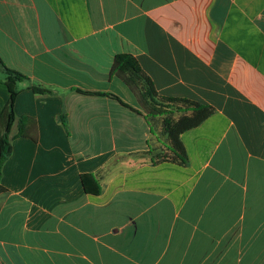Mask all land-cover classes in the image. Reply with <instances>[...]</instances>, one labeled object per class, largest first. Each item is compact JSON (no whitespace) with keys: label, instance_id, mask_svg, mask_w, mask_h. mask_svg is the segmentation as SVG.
Returning <instances> with one entry per match:
<instances>
[{"label":"crops","instance_id":"obj_1","mask_svg":"<svg viewBox=\"0 0 264 264\" xmlns=\"http://www.w3.org/2000/svg\"><path fill=\"white\" fill-rule=\"evenodd\" d=\"M117 54L159 96L213 108L179 135L185 166L136 157L165 147L111 74ZM0 60L28 78L0 264H264V0H0Z\"/></svg>","mask_w":264,"mask_h":264},{"label":"trees","instance_id":"obj_2","mask_svg":"<svg viewBox=\"0 0 264 264\" xmlns=\"http://www.w3.org/2000/svg\"><path fill=\"white\" fill-rule=\"evenodd\" d=\"M0 66L5 74L4 84L8 91V100L6 106L0 115V177L2 167L11 154V145L9 134L12 124L15 120L14 102L19 93L18 84L25 82L28 78L11 69L6 68L1 60ZM111 74L121 80L128 89L136 96L138 104L144 113V117L151 126V120L162 118L168 114H178L174 123H169L164 119V131L167 137V143L164 145L165 150L158 155H152V151L137 154L138 159L143 160L149 157L150 162L156 164L159 162H170L180 166H185L187 157L185 150L179 140V135L186 130L192 129L209 117L213 112V108L203 106L198 103L177 99L165 98L159 96L151 80L141 70L135 58L129 54H117L113 58ZM31 90L35 94H49L50 92L44 88L32 87ZM88 96H102L96 93L83 92ZM115 98L112 95H108ZM28 121L24 118L18 126V136L25 137L26 132L23 122ZM60 123L66 127V120L60 117ZM80 183L85 194L98 195L100 192L99 181L91 174H83L80 176Z\"/></svg>","mask_w":264,"mask_h":264},{"label":"rangeland","instance_id":"obj_3","mask_svg":"<svg viewBox=\"0 0 264 264\" xmlns=\"http://www.w3.org/2000/svg\"><path fill=\"white\" fill-rule=\"evenodd\" d=\"M178 114L173 113V114H168L166 116H163L162 118H157L154 120H151V127H152V133L155 135V137L158 138V140L162 143V144H166L167 143V137L164 131V119H167V121H169V123H174L175 120L177 119ZM165 147V146H164ZM165 150V148L161 151H157V153H152V155H158L161 152H163ZM149 157H145L143 160L148 159Z\"/></svg>","mask_w":264,"mask_h":264}]
</instances>
